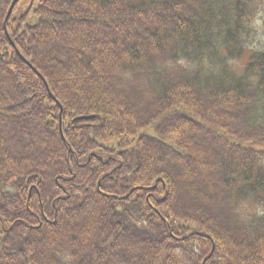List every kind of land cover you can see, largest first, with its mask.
I'll return each mask as SVG.
<instances>
[{"label":"trees","instance_id":"trees-1","mask_svg":"<svg viewBox=\"0 0 264 264\" xmlns=\"http://www.w3.org/2000/svg\"><path fill=\"white\" fill-rule=\"evenodd\" d=\"M14 2L0 264H264V0Z\"/></svg>","mask_w":264,"mask_h":264},{"label":"rangeland","instance_id":"rangeland-1","mask_svg":"<svg viewBox=\"0 0 264 264\" xmlns=\"http://www.w3.org/2000/svg\"><path fill=\"white\" fill-rule=\"evenodd\" d=\"M38 1H40V0H21L20 4L18 5V8L16 10V15L20 16L21 14H23L25 11L28 10V6L30 4L35 3V5H36L38 3ZM30 17H31V20H36L37 19V17H35L33 15V13H31ZM261 20H264V19L259 18V21H258V24H257L258 26L262 24ZM245 61L246 60H243L242 62H240L235 68L237 70H241L242 67L244 66Z\"/></svg>","mask_w":264,"mask_h":264},{"label":"water","instance_id":"water-1","mask_svg":"<svg viewBox=\"0 0 264 264\" xmlns=\"http://www.w3.org/2000/svg\"><path fill=\"white\" fill-rule=\"evenodd\" d=\"M18 1L19 0H15V2H14V4L12 5V7H11V9H10V12L9 13H11V11H12V9L14 8V6L18 3ZM90 118H92V117H90ZM90 118H86V119H90Z\"/></svg>","mask_w":264,"mask_h":264}]
</instances>
